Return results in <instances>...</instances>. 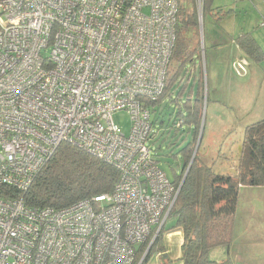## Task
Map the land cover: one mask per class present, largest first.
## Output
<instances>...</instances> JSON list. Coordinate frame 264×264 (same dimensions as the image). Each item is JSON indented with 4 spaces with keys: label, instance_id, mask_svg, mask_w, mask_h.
Returning a JSON list of instances; mask_svg holds the SVG:
<instances>
[{
    "label": "built area",
    "instance_id": "obj_1",
    "mask_svg": "<svg viewBox=\"0 0 264 264\" xmlns=\"http://www.w3.org/2000/svg\"><path fill=\"white\" fill-rule=\"evenodd\" d=\"M194 3L200 26L203 0ZM178 9L179 0H0V264H133L160 230L181 183L153 157L149 103L169 76ZM120 110L127 134L112 120ZM61 142L113 166L117 180L66 207L26 205L17 194Z\"/></svg>",
    "mask_w": 264,
    "mask_h": 264
},
{
    "label": "rangeland",
    "instance_id": "obj_2",
    "mask_svg": "<svg viewBox=\"0 0 264 264\" xmlns=\"http://www.w3.org/2000/svg\"><path fill=\"white\" fill-rule=\"evenodd\" d=\"M220 10L224 15L217 14ZM261 22H264V0H209V6L202 12L198 34L194 29L186 34L189 46L197 54L181 71L174 60L171 62L169 79L176 78L168 93L150 106L153 135L149 145L158 166L171 181L182 170L183 155L179 150L193 141V126L187 122L179 124V119L187 118L189 108L185 103L188 97H196L197 89L201 99L196 103L198 133L193 145V153L197 146L194 157L197 155L198 161L216 173L236 174L244 131L264 118V26H259ZM200 35L203 52L199 46ZM112 120L124 133L129 132L127 112H115ZM173 224L174 220L169 217L158 244H166L172 255L177 249V240L165 243L163 235ZM245 228L251 233H245ZM234 232L236 238L229 252L217 247L210 251V258L219 261L229 256L232 264H264V186H240ZM158 233H153L149 240ZM156 254L146 264H179L178 261L167 263Z\"/></svg>",
    "mask_w": 264,
    "mask_h": 264
},
{
    "label": "trees",
    "instance_id": "obj_3",
    "mask_svg": "<svg viewBox=\"0 0 264 264\" xmlns=\"http://www.w3.org/2000/svg\"><path fill=\"white\" fill-rule=\"evenodd\" d=\"M189 5H191L190 8ZM207 6H209V0H203L202 12ZM222 12L220 10L217 14L224 15ZM177 17L175 44L170 65L174 60L176 67L181 71L197 54L189 46L186 35L193 29L198 34L194 0H179ZM250 41L256 46L255 48H258L254 40ZM174 78L176 77L169 79L168 76L163 93L156 101L150 102V106L168 93ZM199 96L200 92L197 89L194 99L187 98L185 106L189 108L188 116L180 118L183 120L182 123L187 122L193 126L194 137L192 142L179 150L183 155L182 170L174 178L173 184L178 186L181 183V186L166 220L169 217L173 219L172 227L182 231L180 257L182 264H232L229 256L217 262L211 259L209 254L217 247L229 250L234 237V217L240 186H264V118L246 127L235 175L216 173L213 168L198 161L196 155L182 181L191 161L193 145L197 138L198 107L196 103L201 99ZM178 114L180 116L181 112ZM117 177L118 172L113 166L81 148L68 142H61L28 190L17 196L22 198L28 206H49L58 209L79 200L109 192ZM166 220L146 253L150 240L140 245L133 264H138L144 253L141 264H146L154 252L160 251L158 244Z\"/></svg>",
    "mask_w": 264,
    "mask_h": 264
},
{
    "label": "crops",
    "instance_id": "obj_4",
    "mask_svg": "<svg viewBox=\"0 0 264 264\" xmlns=\"http://www.w3.org/2000/svg\"><path fill=\"white\" fill-rule=\"evenodd\" d=\"M259 26H260V23H259ZM249 230H250L249 228H245V233L250 234L251 232H249ZM163 238H164L163 241L166 240L165 243L167 241H172L173 239L177 240V249L175 251V254L172 255V252L170 251L169 248H167L166 244H164V243L162 244L161 243V245L159 246L160 247V251H158L156 255L160 256L161 259L163 258L162 260H164L167 263L168 262H172V261H178L179 264H182V261L180 260V257H181V244L183 242L182 231L179 228H177V227H172L167 232L164 233ZM235 238L236 237H235V232H234L233 241H234ZM229 250H230V248H229ZM220 261L221 260H219L217 262H220Z\"/></svg>",
    "mask_w": 264,
    "mask_h": 264
},
{
    "label": "water",
    "instance_id": "obj_5",
    "mask_svg": "<svg viewBox=\"0 0 264 264\" xmlns=\"http://www.w3.org/2000/svg\"><path fill=\"white\" fill-rule=\"evenodd\" d=\"M196 149H197V146H196V148L194 149V153H193L192 158H191V161H190V163H189V165H188V167H187V170L185 171V173H184V175H183L182 181L184 180V178H185V176H186V173H187V171H188V168L190 167V165H191V163H192V160L194 159V154H195V152H196ZM182 181H181V182H182ZM180 186H181V184H180ZM152 242H153V241H152ZM152 242L149 243V245H148V247H147L145 253L149 250V248H150ZM145 253H144V255H145ZM144 255L142 256V258H141V260L139 261L138 264H141Z\"/></svg>",
    "mask_w": 264,
    "mask_h": 264
},
{
    "label": "flooded vegetation",
    "instance_id": "obj_6",
    "mask_svg": "<svg viewBox=\"0 0 264 264\" xmlns=\"http://www.w3.org/2000/svg\"><path fill=\"white\" fill-rule=\"evenodd\" d=\"M161 229V228H160ZM160 231V230H159Z\"/></svg>",
    "mask_w": 264,
    "mask_h": 264
}]
</instances>
